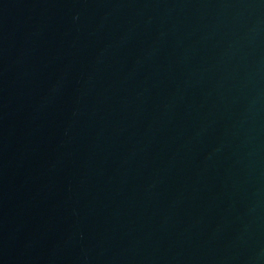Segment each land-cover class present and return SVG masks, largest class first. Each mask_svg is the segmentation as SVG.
<instances>
[{"label":"water","instance_id":"obj_1","mask_svg":"<svg viewBox=\"0 0 264 264\" xmlns=\"http://www.w3.org/2000/svg\"><path fill=\"white\" fill-rule=\"evenodd\" d=\"M0 264H264V0H0Z\"/></svg>","mask_w":264,"mask_h":264}]
</instances>
